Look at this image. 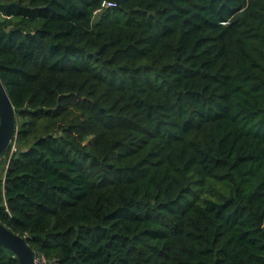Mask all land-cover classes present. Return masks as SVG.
Here are the masks:
<instances>
[{
  "label": "trees",
  "instance_id": "trees-1",
  "mask_svg": "<svg viewBox=\"0 0 264 264\" xmlns=\"http://www.w3.org/2000/svg\"><path fill=\"white\" fill-rule=\"evenodd\" d=\"M0 81L34 256L264 264V0H0Z\"/></svg>",
  "mask_w": 264,
  "mask_h": 264
},
{
  "label": "water",
  "instance_id": "water-1",
  "mask_svg": "<svg viewBox=\"0 0 264 264\" xmlns=\"http://www.w3.org/2000/svg\"><path fill=\"white\" fill-rule=\"evenodd\" d=\"M15 112L0 81V156L15 136ZM0 246L10 251L18 264H33V252L23 238L12 234L0 224Z\"/></svg>",
  "mask_w": 264,
  "mask_h": 264
},
{
  "label": "built area",
  "instance_id": "built-area-1",
  "mask_svg": "<svg viewBox=\"0 0 264 264\" xmlns=\"http://www.w3.org/2000/svg\"><path fill=\"white\" fill-rule=\"evenodd\" d=\"M33 264H51V263L46 261L44 258H42L40 256H34L33 257Z\"/></svg>",
  "mask_w": 264,
  "mask_h": 264
}]
</instances>
